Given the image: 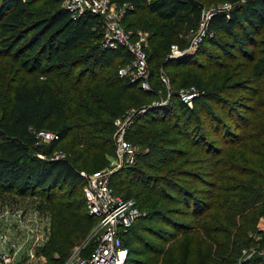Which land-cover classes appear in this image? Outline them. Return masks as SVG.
Instances as JSON below:
<instances>
[{
    "label": "trees",
    "instance_id": "trees-1",
    "mask_svg": "<svg viewBox=\"0 0 264 264\" xmlns=\"http://www.w3.org/2000/svg\"><path fill=\"white\" fill-rule=\"evenodd\" d=\"M116 1L132 5L125 17L135 16L139 11L148 19L151 15L153 17L149 24L142 23L154 27L149 36L147 56L151 90H144L138 83L118 75L117 68L123 62L118 60L120 53L128 52L124 48L101 46L98 15L85 12L77 20H72L68 10L60 6V0H5L0 4L2 55L18 62L26 49L35 47L31 60L34 64L27 67V73L34 72L39 77L49 76L51 79L58 77L67 83L62 84V91L68 96L57 95L54 101L48 99L46 88L40 82L26 79L12 83L0 113V191L34 194L49 211L50 230L41 248L47 264H61L68 248L85 239L93 227L95 218L86 212L82 190L85 179L80 171L91 173L105 164L106 160L94 151L110 142V136L99 138L112 130V119L124 107L123 101L135 99L128 93L135 89L146 98L159 97L157 89H163L160 73L165 75L164 68L196 65L198 53H205L196 50L182 57L168 58L171 62L163 61L171 39L160 42L159 31L155 28L154 19L172 34L179 33L184 26L198 24L202 6L197 0ZM231 1L236 5L228 16L216 12L209 19L207 30L211 35L202 47L216 48L227 55L229 61L240 57L239 63L249 71L246 83L228 84L236 74L229 72L225 64L217 62L213 54H205L206 71L217 69L212 81L193 78L189 83L183 81L179 84L197 90L198 95L192 98L191 107L175 90L170 96L176 107L174 120H171L172 114L155 117L170 106L169 99L162 105L144 104L148 107L137 115L126 132V138L134 137L144 152L137 154L134 164L115 171L110 184L113 188L119 185L115 192L123 197L136 198L139 209L145 212L121 235L122 245L127 248L123 264H183L176 253L178 245L172 241L179 233L185 235L195 229L198 232L184 240H187L184 255H193L196 240L198 264H264L257 252L246 259L242 253L243 249L252 247L264 249V225L263 229L259 228L264 218V0ZM35 4L40 7L28 11V7ZM63 32L65 35L61 37ZM29 33L31 35L21 48L13 51L17 41ZM87 39H92L93 44L86 45ZM233 50L235 54H232ZM14 52H18L17 55ZM225 66L226 70H222ZM256 82L257 86L251 88V83ZM111 89L117 92L110 93ZM243 90L251 93L240 99H230L233 93ZM76 102L78 106L74 108ZM67 103L71 107L63 119H59V106L64 107ZM209 103H217L221 112H224V106H228L224 115L229 123L224 122L228 124L215 116L212 108L205 106ZM202 115L206 119L209 117V129L217 134L216 143L220 146L208 144L203 134L201 138L207 142L205 146L198 139L194 142L200 145L198 152L206 155L205 161L208 162L204 173L198 174V181L206 188L198 190L197 197L192 195L195 192L177 182L180 175L190 174L188 169L175 166L161 175H150L146 170L159 171L177 161L181 153L165 136L175 132L181 141L180 137L185 135V128L194 116L200 122ZM157 125L165 126L161 130L151 129ZM221 126L223 132L219 134ZM42 130L53 131L58 138L43 142L37 137ZM72 131L74 147L70 149L78 148L76 157L68 154L53 158L57 145ZM81 161V167H78L76 163ZM135 188L137 192H134ZM140 194L144 196L139 198ZM153 197L157 200H151ZM178 205L185 209L178 208ZM172 215H189L196 223L186 225L173 219ZM141 221L158 223L161 228H149L146 224L135 228ZM141 234L150 236L159 244L150 243ZM252 234L260 238L256 239ZM94 243L91 238L86 249L89 250ZM131 244H138L140 248H131ZM130 252L148 257L128 259Z\"/></svg>",
    "mask_w": 264,
    "mask_h": 264
},
{
    "label": "rangeland",
    "instance_id": "rangeland-1",
    "mask_svg": "<svg viewBox=\"0 0 264 264\" xmlns=\"http://www.w3.org/2000/svg\"><path fill=\"white\" fill-rule=\"evenodd\" d=\"M3 1L5 0H1L0 4H2ZM197 1L198 3H201V6H202L201 8H199L200 19L198 21V28H197V24L194 26H184L179 33L172 34L166 28L162 27L161 23L157 21V19H154L155 24H156L155 28H157L159 31L158 38L159 40H161L160 42L166 43L169 39H171V41L167 44V49H166L167 51H166V55L163 61L165 60H167V62L170 61L168 58H169V50H170L171 45H176L179 49L187 48L191 45L196 33H199L201 31L199 23L202 17L204 16L203 12H207V11L211 12L212 10L213 11L220 10L223 12L226 9L224 8L225 5H230V4H231L230 6L236 5V3L232 2L231 0H197ZM242 1L243 0H241V2ZM63 2L64 0H60L61 7H64ZM111 2H112V10L115 13H117L120 10V7L123 6V3H118L116 0H111ZM39 7H40L39 4L32 5L28 7L29 8L28 11H31V10L33 11L34 8H39ZM132 8L133 7H130L129 9H132ZM140 12L141 11L136 12L135 16H126V17H125L126 12H123L117 22L119 26L123 30L126 31V34H129V38L131 41H135L138 38V32H141L144 35V43L142 45L144 47L143 50H145V53L148 56L149 36L153 34L154 27H150L149 25H145V24L143 25L142 23L149 24V21L150 20L152 21L153 17L151 15L150 19H148V17L146 18L142 14L140 15L139 14ZM79 17L80 16L78 17L71 16V19L77 20V18ZM190 28H193L191 32L189 31ZM194 31H196V33ZM30 35L31 34L29 33L27 34L25 38H20L17 41V43L14 45L12 50L16 51L17 49L21 48L22 44L25 43V40H27V38H29ZM63 35H65L64 32L61 33L60 36L62 37ZM208 36L209 35L207 34L205 30L204 34L201 36L198 44L195 45L194 49L184 54L186 55L188 53L195 52L196 50L198 51L204 50L205 51L204 55L198 53V58L196 59L197 60L196 65L198 66L186 65L182 68H176L175 66H173V67H166L164 69L159 67L160 70L163 69L166 78H168V86L164 85L159 95L163 98H166V101H168L167 99H169L170 106L163 109L159 113V115H156V116L154 115L155 117L158 118V116L160 115L168 116L172 114L171 120L175 119V117L177 116L175 112L176 107L173 106L175 102L173 98H170V96L172 95L173 92H175V90L187 89V87H180L179 84H181L183 81H185L186 83H189L190 80H192L193 78H201L204 80V82H207L210 80L212 81V76L214 75L217 69H211L210 71H206L208 68V65L204 66L205 54H208V53L213 54L217 62H221L225 64L228 67L227 70H229V72L233 71V74H236L234 77H232V79H230V81L227 82L228 84L229 82H232L233 84L246 83V78L249 76V71L248 70L246 71L244 69L246 66H242L239 63V61L241 60L240 57L229 61L228 59L229 57L227 55L221 54V52L217 50L216 48L202 47V45L205 42V39ZM224 39H226V37H224ZM85 44L88 46H90V44H93L92 39H87ZM35 50H36L35 47L28 49V50L26 49L23 54V57H20L18 62H15L12 59L8 57H4L2 55L3 50L1 49V46H0V113H1L2 108H4L5 106L4 101H5L6 92L10 88L9 86L12 83L17 84L22 81H25L26 79L29 81L40 82L41 85L43 84L42 86L46 88V96L48 97V99H52V101H54L56 96L60 94L65 97L68 96L67 93H64L62 91V84L67 85V83L61 81V78L54 77L53 79H51V77L49 76L47 78L45 76L39 77L37 73H34V72H32L31 74L27 73V67L34 64L31 60L34 57ZM127 52L128 53H125V52L120 53V57L118 58V60L122 59L123 62L119 66L125 65L127 61L129 60V58L131 57L130 52L128 50ZM14 53H15L14 55H17L18 52H14ZM235 53L236 51L233 50L232 54H235ZM198 62H201L199 63L200 65L198 64ZM226 66L222 68V70H226ZM180 70H181V73H179ZM211 83L214 84V82H211ZM251 84H253V85H250L251 88L252 86L256 87L258 82L251 83ZM81 87L82 85L79 86V88ZM112 92H117V91H115L114 89H111L110 93ZM250 93H251L250 90L236 91L230 96V99L232 100L235 98L240 99L241 96L243 95L245 96ZM128 94L133 95L135 99L133 98V100L123 101L122 105L124 107L118 113V115H116L112 119V122L116 117L122 115L127 110L139 109L143 107L144 104L150 106L153 104V102H155L158 99L157 98L158 96H156V98L154 96H152L151 98H146V96H144L141 92H138L135 89L129 92ZM196 95H198L197 90H196ZM77 106L78 104L76 102L74 105V108H77ZM205 106L212 108L214 115L222 119L223 122L226 121L229 123L228 119L224 118L225 111L229 110L228 106H224L225 107L224 112L219 111V107H218L219 105L217 103H209V104H205ZM59 107L61 110H58L57 115L59 119H63V115L66 114V111L71 106L67 103L66 106L63 107L61 105ZM240 111L243 112V109H240ZM201 117L202 119L200 120V122H198V117L194 116V118L192 119V122L185 128V131H186L185 135L180 137L181 141L179 140V138L177 137L178 135L175 132H171L169 135L165 136L166 138L171 139L173 141L172 147L177 148L179 152L181 153L177 161L169 164L168 166H166L165 168L159 171L158 170H146L147 174L161 175V174H164L170 168H173L175 166L188 169L190 171V174L180 175V177L178 178L179 181L177 182L189 188L190 191L195 192L192 195L197 196V197H198V190H204L206 188L205 185L201 184L198 181V174L204 173L205 167L207 169L208 162L205 161L207 158L205 157L206 155H203L201 154V152L200 153L198 152L200 145L194 142H196L195 140L198 139L201 141L202 144H204V146L206 145L207 142H209L208 144H212L213 147L220 146V144L216 143L218 139L217 134L214 135L213 132L209 129L210 128L209 123H208L209 117L207 119L205 118L204 115H202ZM75 118L76 117L74 116V120ZM205 122H207V124ZM226 122L224 123L228 124ZM162 126H165V125L153 126L151 129L161 130L162 128H164ZM49 132H53V131H49ZM218 132L219 134L223 132L222 126L219 128ZM73 133L74 131L69 133L68 136L57 145L55 151L52 154L53 157L54 155H57V154L59 155L61 154L62 157L68 154H71L72 157H76V155L78 154V148L75 147V150L70 149V147L72 148L74 147L73 146L74 141L72 139ZM113 133H114V126L112 130L110 131V133L106 135H102L99 138V139H105L107 136H110V142L108 143V145L103 146L98 151H94L95 154L102 156V158L106 160L105 164L101 166L102 168L108 165L109 160H112L113 158V153H114ZM202 134L205 138H207V142L206 141L203 142L201 138ZM129 139L131 141L126 138V134H125V140L132 143L138 153L142 152V150L144 152V149L142 148L143 146L135 142L134 137L129 138ZM49 140L50 139H47L45 142H48ZM39 143H42V142H39ZM201 148L204 149V147H201ZM175 154L176 153H173V156H175ZM83 158L84 156H82V159ZM136 160L137 159H135V161ZM76 164L78 167H81L82 161ZM81 171L85 173H89L86 170L85 171L81 170ZM118 188H119V185H116L113 189L114 191L115 190L117 191ZM134 190H135L134 192H137V188H135ZM143 196L144 194H140L139 198H142ZM129 198H131L134 201L135 205L138 207L136 198H134L133 196H130ZM151 200L155 201L157 199L156 197H153ZM165 204L166 206H169V207L173 206V205H170L169 203H165ZM178 206H179L178 208L185 209L183 205H178ZM139 210L140 212H145L144 210H141V209ZM49 216H50L49 211L45 208V205L42 204L41 200L34 194H31L29 192L23 193V194H17L13 192H1L0 191V264H6L7 261H9L11 264H47V261H48L47 257L43 252H41V248H43L47 240L49 230H50V217ZM172 218L178 221H183L184 224L186 225H191V224L196 223L193 221V219L189 215L188 216L172 215ZM142 224H146L147 226H149V228H153V227L161 228L160 224L158 223L154 224L152 221H148L146 223H143L141 221L135 225V228H138ZM91 232H89L87 235L89 239L87 238L86 241H84L85 239L79 240L78 242L75 243V246L80 244L82 241L86 242L88 246L89 240L93 238L92 237L93 233ZM194 232H198V230L197 229L192 230L189 233H185V235L184 233L182 234L179 233L177 238L174 241H172V243L176 242L178 245L176 249V253L177 255H179V261L183 262V264H185L184 262H186V264H198V244H197L198 242H196V240H195V243L193 244V248H194L193 255L191 257H187L184 255L186 251L185 248L187 245L186 244L187 240L186 241L184 240L188 238L189 236H191V234H193ZM95 233H98V231H96ZM141 235L144 239L149 240L150 243L153 242L154 244H159V241L152 239L150 236L145 235V234H141ZM252 236L255 237L256 239L260 238L256 234H252ZM86 244L83 245V248H85ZM168 244H171V243H168ZM168 244H165V246L167 247ZM131 248H140V245L131 244ZM73 249H74V245L70 246L67 250L66 256L70 254L73 251ZM84 251L85 250L83 249L82 252ZM54 256H56L55 253H54ZM134 256L136 257L141 256V258L148 257V255L134 254V252L128 253V259L134 258ZM4 258H8V260L5 262Z\"/></svg>",
    "mask_w": 264,
    "mask_h": 264
},
{
    "label": "built area",
    "instance_id": "built-area-1",
    "mask_svg": "<svg viewBox=\"0 0 264 264\" xmlns=\"http://www.w3.org/2000/svg\"><path fill=\"white\" fill-rule=\"evenodd\" d=\"M63 5L71 16L78 17L85 12L98 15L102 30L101 46L108 49L124 48L131 54L127 63L117 68L118 75L128 78L132 83H138L144 90H151L147 55L142 45L144 43V35L138 32V38L135 41H131L129 34H126V31L117 22L122 13L132 7L131 4L123 2V6L120 7L117 13L112 10L111 0H64ZM230 5H225L224 7L226 9L223 12L226 16H228L229 11L234 6ZM216 12L222 11L203 12L204 16L199 23L201 31L199 33L194 31L196 35L191 45L183 49H179L176 45H171L169 58L180 57L193 50L205 30L208 35H211L207 30V25L209 19ZM192 30L193 28L189 29L190 32ZM160 80L165 86H168V78L163 73H160ZM160 92V89H157V93L160 94ZM176 93L181 100L191 107L192 97L196 95V90L193 86L183 90L179 89ZM165 102L166 98L159 95L152 105L157 106ZM146 107L148 106H143L139 109H129L113 120L114 153L108 165L91 173L80 171V174L85 179L82 189L85 197L86 212L95 218L93 230H90L93 233L92 237L95 243L89 250L86 249L87 244L84 241L88 238L87 236L84 241L74 246L73 251L66 256L61 264H123L127 255V248L122 245L121 235L132 226L143 212H140L131 198L123 197L114 191L110 184V177L123 166L135 163L138 152L132 143L125 140V134L134 118L145 111ZM37 137L45 142L47 139H57L58 134L42 130L37 133ZM38 156L43 157L41 154H38ZM57 157H62V155L57 154L53 158ZM263 225L264 218L261 220L259 228L263 229ZM96 231L98 233H95ZM85 244L86 246L83 248ZM82 248L85 250L84 252H82ZM254 252H257L264 262V249H243L244 259L251 256ZM7 260L8 258H4L5 262ZM6 264L11 263L7 261ZM237 264H240V262Z\"/></svg>",
    "mask_w": 264,
    "mask_h": 264
}]
</instances>
